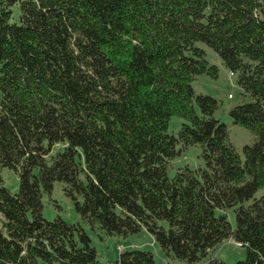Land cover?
Instances as JSON below:
<instances>
[{
  "label": "trees",
  "instance_id": "16d2710c",
  "mask_svg": "<svg viewBox=\"0 0 264 264\" xmlns=\"http://www.w3.org/2000/svg\"><path fill=\"white\" fill-rule=\"evenodd\" d=\"M197 42L251 97L229 109L255 137L242 156L213 115L217 99L192 88L218 71ZM172 114L185 120L176 134ZM192 144L203 166L168 176ZM2 167L19 185L11 193L0 174V264H101L81 224L43 217L41 191L55 181L105 234L145 228L188 262L231 239L246 249L234 264H264V0H0ZM228 207L234 226L215 214ZM153 258L131 249L115 264Z\"/></svg>",
  "mask_w": 264,
  "mask_h": 264
},
{
  "label": "rangeland",
  "instance_id": "374dc122",
  "mask_svg": "<svg viewBox=\"0 0 264 264\" xmlns=\"http://www.w3.org/2000/svg\"><path fill=\"white\" fill-rule=\"evenodd\" d=\"M19 10L17 3L11 6L10 21L18 19ZM205 51V57L210 64L217 66V76L213 77L208 74L197 75L191 82L192 88L195 93L207 94L214 99H217L218 105L213 115L221 122H224L228 129V140L234 146L235 150L242 156V146L244 144H251L255 137L245 127L232 122L229 115V109L236 104L250 101L251 97L244 93L239 85L236 83V76L228 68H226L217 55V53L203 42L196 43ZM185 120L177 115L169 118L167 125L168 134H176L181 124ZM202 148L200 144H192L178 152L175 156L168 160L167 175L173 176L178 168L187 166L189 168L202 167L204 162L201 157ZM2 177V184L11 192L18 191L19 179L15 170L7 167H2L0 170ZM264 191L259 189L255 195L258 196ZM42 215L47 220H52L56 216H60L67 222L79 223L84 228L85 232L90 237L92 245L96 249L97 258L101 264H115V260L121 251L131 249L149 250L154 256L156 264H202L210 256L218 257L228 264H234L238 260L245 258L246 249L244 246L234 242L231 239H225L219 242L209 255L203 259L188 262L173 257L167 254L159 244L155 241L153 235L142 228L138 232L123 234H105L98 227H91L83 222L78 216L73 200L65 194L62 184L55 181L52 185L50 192L41 191ZM224 213L227 220L232 226L235 224V213L233 207L228 208H215V214ZM161 224L167 226L163 220ZM59 264V263H54Z\"/></svg>",
  "mask_w": 264,
  "mask_h": 264
}]
</instances>
